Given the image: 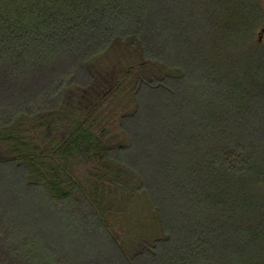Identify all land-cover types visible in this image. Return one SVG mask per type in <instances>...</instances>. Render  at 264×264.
Listing matches in <instances>:
<instances>
[{
	"label": "trees",
	"instance_id": "1",
	"mask_svg": "<svg viewBox=\"0 0 264 264\" xmlns=\"http://www.w3.org/2000/svg\"><path fill=\"white\" fill-rule=\"evenodd\" d=\"M262 1L0 0V264H264Z\"/></svg>",
	"mask_w": 264,
	"mask_h": 264
},
{
	"label": "rangeland",
	"instance_id": "2",
	"mask_svg": "<svg viewBox=\"0 0 264 264\" xmlns=\"http://www.w3.org/2000/svg\"><path fill=\"white\" fill-rule=\"evenodd\" d=\"M264 10V0L262 1ZM264 25L256 33V41L262 45L257 56L253 54V61L260 62L259 71L264 76ZM264 78V77H263ZM262 86L264 87L263 82ZM244 114L247 113L244 111ZM264 157V154H263ZM19 161L0 162V240L9 237L24 239V237H38L37 231L43 229L45 220L42 211V199L37 196L35 180H28L27 170ZM264 165V164H263ZM259 193L263 195L264 191ZM262 194V195H261Z\"/></svg>",
	"mask_w": 264,
	"mask_h": 264
}]
</instances>
